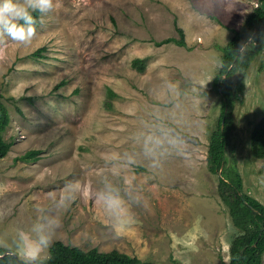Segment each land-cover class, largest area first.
<instances>
[{
    "label": "rangeland",
    "instance_id": "1",
    "mask_svg": "<svg viewBox=\"0 0 264 264\" xmlns=\"http://www.w3.org/2000/svg\"><path fill=\"white\" fill-rule=\"evenodd\" d=\"M257 5L56 0L53 10L34 14L36 32L29 43L0 35V91L11 116L4 138L12 142L0 159V240L10 244L12 229L34 219L33 204L47 205L67 181L96 187L108 171L105 158L130 150L129 133L139 117L159 107L166 116L182 114L187 159L170 155L158 170L141 163L122 173L142 201L133 205L137 222L119 236L91 197L81 194L57 213L51 245L60 240L85 250L117 249L157 264L228 263L241 230L219 196L221 173L212 172L206 158L221 111L214 79L222 47ZM178 28L185 43L164 42L180 40ZM137 58L142 70L134 64ZM165 79L176 83L179 107L157 93ZM244 79V92L235 98L227 167L242 176L243 193L264 204V160L253 156L251 145L253 128L264 117V50ZM29 150H40L39 158L18 159Z\"/></svg>",
    "mask_w": 264,
    "mask_h": 264
},
{
    "label": "clouds",
    "instance_id": "2",
    "mask_svg": "<svg viewBox=\"0 0 264 264\" xmlns=\"http://www.w3.org/2000/svg\"><path fill=\"white\" fill-rule=\"evenodd\" d=\"M55 7L56 0H0V35L22 45L29 43L36 32L34 13L43 14ZM244 50L245 46L241 45L237 51L243 55ZM198 83L202 88L206 85L204 81ZM196 90L195 86L191 88L192 92ZM156 91L164 100L174 104L176 97L181 95L176 83L166 79L156 86ZM175 106L179 107L178 104ZM129 139L130 150L112 153L105 158L108 171L99 176L96 187L86 190L78 181H67L64 190L52 196L47 205L35 202L32 222L27 227H14L10 244L0 240V246L9 247L20 264H45L53 233L60 224L57 213L81 194L91 197L103 221L115 235L119 236L136 223L133 205L141 203L142 196L122 173L141 163L151 171L158 170L170 155L187 159L183 116L178 117L175 112L166 116L159 107H153L139 117Z\"/></svg>",
    "mask_w": 264,
    "mask_h": 264
},
{
    "label": "trees",
    "instance_id": "3",
    "mask_svg": "<svg viewBox=\"0 0 264 264\" xmlns=\"http://www.w3.org/2000/svg\"><path fill=\"white\" fill-rule=\"evenodd\" d=\"M257 6L247 16L242 30H234V35L225 47H222L221 66L214 79V86L221 97V111L218 123L210 135L208 155L209 168L219 177V196L228 207L234 225L241 230L230 246V260L224 264H262L264 254V204L250 194H244L242 176L227 167V146L234 127L233 109L235 98L244 92L245 72L255 58L264 50V0H257ZM36 14V13H34ZM180 40L166 38L164 42L174 41L183 45L184 30L178 28ZM245 46L243 55L237 50ZM142 60L137 58L134 64L143 69ZM242 73L239 76V73ZM239 78L233 89L234 77ZM0 91V159L5 157L12 142L4 138L11 116L2 100ZM253 156L264 160V117L256 123L251 135ZM40 150H29L18 159L37 160ZM0 246V264H20L12 251ZM49 258L45 264H157L143 261L136 256L120 252L117 249L100 251L98 248L85 250L78 246L55 241L49 249Z\"/></svg>",
    "mask_w": 264,
    "mask_h": 264
},
{
    "label": "water",
    "instance_id": "4",
    "mask_svg": "<svg viewBox=\"0 0 264 264\" xmlns=\"http://www.w3.org/2000/svg\"><path fill=\"white\" fill-rule=\"evenodd\" d=\"M10 251H7L6 253H9Z\"/></svg>",
    "mask_w": 264,
    "mask_h": 264
}]
</instances>
